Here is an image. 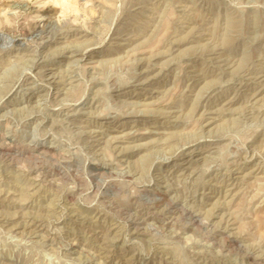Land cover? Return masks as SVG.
<instances>
[{"label": "rangeland", "instance_id": "374dc122", "mask_svg": "<svg viewBox=\"0 0 264 264\" xmlns=\"http://www.w3.org/2000/svg\"><path fill=\"white\" fill-rule=\"evenodd\" d=\"M0 264H264V0H0Z\"/></svg>", "mask_w": 264, "mask_h": 264}]
</instances>
